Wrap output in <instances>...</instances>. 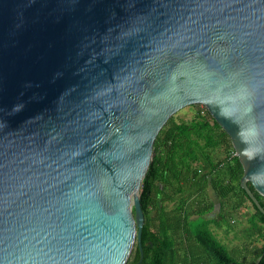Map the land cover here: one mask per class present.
Wrapping results in <instances>:
<instances>
[{
  "label": "water",
  "instance_id": "95a60500",
  "mask_svg": "<svg viewBox=\"0 0 264 264\" xmlns=\"http://www.w3.org/2000/svg\"><path fill=\"white\" fill-rule=\"evenodd\" d=\"M192 104L264 213V0H0V264H125L135 240L139 263L153 143Z\"/></svg>",
  "mask_w": 264,
  "mask_h": 264
},
{
  "label": "trees",
  "instance_id": "16d2710c",
  "mask_svg": "<svg viewBox=\"0 0 264 264\" xmlns=\"http://www.w3.org/2000/svg\"><path fill=\"white\" fill-rule=\"evenodd\" d=\"M196 113L197 118L189 123L177 122L170 116L154 140L139 189L143 255L137 264H256L258 258L257 264H264V213L239 184L243 170L226 132L209 112L212 122ZM220 145H224L225 153L213 157L212 151ZM248 185L264 208V197ZM209 186L220 203L216 216L207 215L213 206L206 197ZM244 198L253 208L249 218L258 234L257 241L227 248L210 223L219 226L217 220L223 212L228 213L223 201L231 199L234 207ZM186 241L195 242L196 247L188 250ZM132 251L125 264L139 259L136 240Z\"/></svg>",
  "mask_w": 264,
  "mask_h": 264
},
{
  "label": "rangeland",
  "instance_id": "374dc122",
  "mask_svg": "<svg viewBox=\"0 0 264 264\" xmlns=\"http://www.w3.org/2000/svg\"><path fill=\"white\" fill-rule=\"evenodd\" d=\"M199 104L187 105L179 110H177L171 116L177 122L183 121L186 123L191 122L193 119L197 118V108ZM224 145H220L215 150L212 151V156L215 157L217 155H223L225 153ZM191 197V196H190ZM206 197L210 198L213 206L208 210L207 215L216 216L219 210V206L214 208L215 201L217 200L216 195L212 192L211 189L207 190ZM193 196L190 200H193ZM174 203H169L172 206ZM233 204L231 199L223 201V207L226 210L223 212V216L220 217L217 222L219 226L215 225V222L210 223V228L213 230L214 234L218 237V239L224 243L227 248L235 247L240 245L245 241H257V233L254 231L253 226L250 223V214L253 211L252 205L249 200L244 198V201L232 207ZM195 217V214H192ZM134 246L131 249V253H133ZM127 262V261H126ZM125 262V263H126Z\"/></svg>",
  "mask_w": 264,
  "mask_h": 264
},
{
  "label": "built area",
  "instance_id": "2783aa9c",
  "mask_svg": "<svg viewBox=\"0 0 264 264\" xmlns=\"http://www.w3.org/2000/svg\"><path fill=\"white\" fill-rule=\"evenodd\" d=\"M197 111H198V114L199 115H202V116H207V118H208V120H209V122H212V119L209 117V115H208V111H207V109H206V107L204 106V105H202V104H199V106H198V108H197ZM212 117V116H211Z\"/></svg>",
  "mask_w": 264,
  "mask_h": 264
},
{
  "label": "crops",
  "instance_id": "0c3cea01",
  "mask_svg": "<svg viewBox=\"0 0 264 264\" xmlns=\"http://www.w3.org/2000/svg\"><path fill=\"white\" fill-rule=\"evenodd\" d=\"M246 242V241H245ZM242 245V244H241ZM185 246H186V248L188 249V250H192V247L194 248V247H196V245H195V242H193V241H190V242H188V241H186L185 242ZM238 247H240V245H237ZM236 247V246H235Z\"/></svg>",
  "mask_w": 264,
  "mask_h": 264
}]
</instances>
